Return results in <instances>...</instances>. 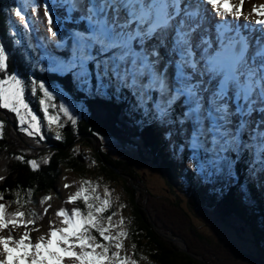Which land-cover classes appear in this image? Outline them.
Returning <instances> with one entry per match:
<instances>
[{"label": "snow or ice", "instance_id": "6c2138e0", "mask_svg": "<svg viewBox=\"0 0 264 264\" xmlns=\"http://www.w3.org/2000/svg\"><path fill=\"white\" fill-rule=\"evenodd\" d=\"M244 3L13 0L8 13L15 31L9 35L27 38L24 47L32 51L23 59L28 67L39 65L53 77H70L82 110L93 104L118 109L135 130L138 146L147 150L146 136L155 137L194 180L221 198L236 189L241 202L251 207L256 204L253 190L264 202V4L244 12ZM14 43L21 45V39ZM8 59L0 42V108L15 113L28 136L44 140L41 124L25 102L30 86L33 96L37 90L43 94L39 105L48 125L64 127L59 115H49V108L58 107L74 130L77 118L70 108L49 103L55 99L54 85L9 73ZM3 129L0 121V137ZM54 139L64 137L56 131ZM27 164L38 167L35 160ZM85 185L92 181L84 180L64 202L82 200L86 212L59 207L53 213L57 223L49 221L44 233L19 208L8 212L0 202V264H137L125 250L128 233L112 231L123 219L114 222L116 212L104 215L111 206L110 191L105 188L101 198L96 187ZM50 199L45 195L39 203ZM13 202L19 204V197Z\"/></svg>", "mask_w": 264, "mask_h": 264}, {"label": "trees", "instance_id": "16d2710c", "mask_svg": "<svg viewBox=\"0 0 264 264\" xmlns=\"http://www.w3.org/2000/svg\"><path fill=\"white\" fill-rule=\"evenodd\" d=\"M13 6H15L13 0H0V42L4 44L9 55L8 71L17 70L26 81L43 80L46 86L49 82L53 85L57 83L69 97L79 103L70 77H61L55 81L57 77L53 78L52 74L41 75L36 67L31 68L24 63L23 58L32 50H26L24 47L27 39L23 38L21 45H16L14 40L17 37L12 38L9 35L14 30L11 27L14 17H9L8 9ZM43 98L39 90L33 96L30 86L26 87L25 100L41 124L44 140H40L38 136H28L21 130L15 113L0 108L2 114L9 117V120L0 118V121L4 122L3 136L0 138V175L5 177L0 181V192L4 193V199L0 202L8 205V212H14L19 208L25 213L26 218L33 219L37 215L36 206L45 195L61 201L59 181L63 172H74L80 177L96 174L106 182L121 183L124 189L130 221L127 232L128 246L131 248L135 244V249H131L138 264H201L180 251L176 244L160 236L153 227L152 220L166 236L185 240L189 251L203 256L209 264H264V202L255 190L253 199L256 204L251 207L241 202L236 189H231L222 198L219 197L217 193L211 191L210 186L194 180L191 172L186 170V165L170 158L162 143L155 137L146 136L145 145H150L147 150L144 146H138L135 130L121 118L118 109L110 106L93 104L90 108H84L81 117L77 119L76 128L73 130L71 126L67 132L60 129L64 139L57 141L54 139L56 130L48 125L39 105V100ZM49 109L57 112V109ZM106 140L136 147L145 160L146 155L151 157L158 175L164 182V191L168 193H164V198L158 197V206L153 203V199L149 200L148 195L144 194L145 185L142 180L146 179L145 175L139 173L129 160L115 158L106 150L107 147L103 145V141ZM78 143L90 149L91 158L88 154L82 153L86 157L84 156L83 162L80 161L81 154L73 151L75 144ZM49 145L52 149L47 150L46 147ZM17 156H23L24 160H17ZM28 160H35L37 169L33 170L27 164ZM89 160L93 163L92 170L88 167ZM111 167L132 178L134 184L132 185L129 179L118 176ZM137 188L139 191H136ZM18 197L20 203H14ZM184 204L187 209L193 211L208 209L223 223L241 224L243 228H236L237 233H241L242 229L250 232L257 254L245 253L222 237L215 238L201 233L194 227L189 211L182 208ZM76 205L86 212L82 200L77 201ZM108 214L110 210L104 215ZM181 221L184 224H181Z\"/></svg>", "mask_w": 264, "mask_h": 264}, {"label": "rangeland", "instance_id": "374dc122", "mask_svg": "<svg viewBox=\"0 0 264 264\" xmlns=\"http://www.w3.org/2000/svg\"><path fill=\"white\" fill-rule=\"evenodd\" d=\"M245 1L248 2L247 4L250 5L251 8L254 5H260L259 3H264V0H245ZM246 7L247 6L245 5V8ZM33 40H34V43L37 42L35 39V35L33 36ZM60 92H62L60 89H55L54 97L55 98L59 97L61 99H64V95H62ZM77 106H75L73 109H72V105L68 107L78 119V117H80V110L82 111V109L79 104H77ZM56 109H57V112H55L54 114L60 116L61 118L60 121L65 122V124L66 123L70 124V122L66 121V118L63 116V114L59 112L58 107ZM23 114L25 115V118H26V113H23ZM53 128H56V126H54ZM126 138L128 139V137ZM103 145L107 147V148L105 147L106 150H109V152H111L115 158L129 160L132 163V165L138 170L139 173H143L145 175L146 179L144 181L142 180V182H144V185H145L144 194L148 195L149 200L153 199L154 200L153 203H156L157 205L158 197H162V198L165 197V194L167 192L164 191V182L160 178V175H158L157 168L155 164L152 162V159L149 155L145 156L146 157V160H145L140 156L139 151L137 150L136 147L132 145H128V144L121 145L120 143L113 141V140L103 141ZM48 149H52V148L48 147L47 150ZM74 149L79 154H82L84 151L85 153L89 155V158H91L90 149L86 148L84 145L79 144V143L75 144ZM88 167H89V170L93 169V163L91 160L88 161ZM123 175L126 176V179H129L131 184H134L131 178H129L126 174H123ZM101 179L102 178L97 177L96 174L95 175L86 174V177L83 175L80 177L78 176V174L74 172L73 173L70 171H66L65 173L63 172L62 177L59 181V187H60V193H61L59 197L62 196V202L64 204L65 203L64 201L66 200L67 196L70 193H74L84 180L92 181V185L90 186L85 185V187H90V188L96 187L97 193L101 196V198H103L105 188H107L110 191V196H109V199L111 200V206L109 209L110 213L111 212L117 213V215L113 217V221L119 223L121 218L123 219V224L120 225L119 228H113L112 231L116 232L119 230H124L128 232V226L130 222L128 220L129 210L127 209L126 195L124 193V189L121 183L118 184V183L104 182L105 180H101ZM65 183L70 184L71 187L68 189H65L63 187ZM51 201L53 202L50 203ZM49 204L51 205L48 211L49 213L47 215H44L43 208H45V206L48 207ZM63 204L53 199H51L50 201H45L43 204L38 202V205L36 206V211H37L36 216L38 218V221H41V223H36V225L40 226L41 233L45 232V230L48 227L49 221H52L54 224L57 223L56 218L54 217L53 213L59 207L67 206L66 204L64 205ZM74 206L77 207L78 205L75 204ZM183 206H182L183 209L184 208L187 209L186 204H184ZM70 208L72 207L68 205L67 209H70ZM187 210L189 211V214L192 216L194 227L197 228L201 233L207 236L222 237L224 238V240H226V242L233 244L234 246H236V248H238L241 251H244L245 253L251 252L253 255L257 254L256 248L251 239L250 232L245 231L246 229H244L243 231L240 229L242 232L237 233L236 228H240V227L243 228V226L241 224H238V222L223 223L212 211L208 209H200V210H194V211L190 209H187ZM181 224H184V223L182 222ZM29 228L31 229L32 226H29ZM189 229H190V226H189ZM15 231L16 233L22 234V230L20 228H17ZM30 235L35 236L36 233L31 232ZM93 235H96V234L93 233ZM128 243H129V238L127 235V237L124 238L125 250L128 254H131V258L134 259L132 249L129 248ZM122 254H125V253L122 252Z\"/></svg>", "mask_w": 264, "mask_h": 264}, {"label": "water", "instance_id": "95a60500", "mask_svg": "<svg viewBox=\"0 0 264 264\" xmlns=\"http://www.w3.org/2000/svg\"><path fill=\"white\" fill-rule=\"evenodd\" d=\"M79 159L81 162L84 161V158L82 156H79ZM113 169V167H111ZM115 170V169H113ZM115 173L120 176L121 178H126L123 174H121L120 172L116 171L115 170ZM101 181V180H100ZM106 182V181H105ZM152 224H153V227L155 228V230L157 231V233L162 236V237H165L167 240L173 242L174 244H176L179 248L180 251L182 252H185L187 253L192 259L200 262L201 264H209L206 262L205 258L201 255H197L191 251H189L188 247H187V244L185 242V240H183L182 238H178V237H174V236H166L163 232H161L157 227L156 225L153 223L152 221Z\"/></svg>", "mask_w": 264, "mask_h": 264}, {"label": "bare ground", "instance_id": "6f19581e", "mask_svg": "<svg viewBox=\"0 0 264 264\" xmlns=\"http://www.w3.org/2000/svg\"><path fill=\"white\" fill-rule=\"evenodd\" d=\"M244 5H246L247 7L243 9L244 12H249L251 10V6L247 4V1H245ZM240 24H244L245 22L243 21V19H241L239 21Z\"/></svg>", "mask_w": 264, "mask_h": 264}]
</instances>
